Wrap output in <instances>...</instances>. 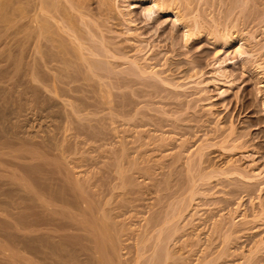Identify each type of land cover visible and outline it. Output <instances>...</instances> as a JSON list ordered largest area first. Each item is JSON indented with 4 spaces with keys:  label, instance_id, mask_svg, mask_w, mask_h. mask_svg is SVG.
I'll use <instances>...</instances> for the list:
<instances>
[{
    "label": "rangeland",
    "instance_id": "1",
    "mask_svg": "<svg viewBox=\"0 0 264 264\" xmlns=\"http://www.w3.org/2000/svg\"><path fill=\"white\" fill-rule=\"evenodd\" d=\"M187 1L189 23H206L213 2L219 20L238 8L222 27L229 46L190 36L149 1H106L108 27L90 43L113 54L92 57L90 82L75 65L76 82L61 85L68 132L29 115L20 135L56 134L82 186L108 202L123 264H264V0Z\"/></svg>",
    "mask_w": 264,
    "mask_h": 264
},
{
    "label": "bare ground",
    "instance_id": "2",
    "mask_svg": "<svg viewBox=\"0 0 264 264\" xmlns=\"http://www.w3.org/2000/svg\"><path fill=\"white\" fill-rule=\"evenodd\" d=\"M97 1L95 11L94 0H0V140L5 142L0 147H10L0 152V160L5 156L10 162L21 161V166L15 161L18 169L12 164V171L0 167V264H123L117 229L108 220L113 219L108 218V202L100 204L99 192L82 186L62 152L58 153L56 134L39 135L31 129L35 136L20 135L23 127L33 126L29 115L38 120L52 118L56 130L68 132L72 119L61 100L67 94L61 85L76 82L75 65L86 69L80 79L90 82L101 69L92 57L106 58L113 52L104 42L100 41L103 50L100 44H94L96 48L90 43L97 36L95 29L107 26L104 18L110 19L104 9L109 0ZM133 1L151 2L158 13L171 16L190 36L206 32L216 44H231L230 30L222 27L224 20L235 15L236 7L227 14L219 12V20L213 2L206 9L210 11L206 23L200 21L206 14L189 23L181 12L182 7H190L187 0ZM243 12L240 7L239 14ZM43 70L52 74L49 79ZM34 138H39L36 147L31 143ZM17 141L19 149H12Z\"/></svg>",
    "mask_w": 264,
    "mask_h": 264
}]
</instances>
